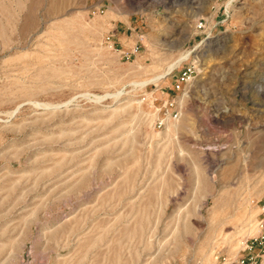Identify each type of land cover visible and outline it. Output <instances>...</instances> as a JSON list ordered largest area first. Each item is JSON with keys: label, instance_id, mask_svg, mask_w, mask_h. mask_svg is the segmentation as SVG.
I'll return each mask as SVG.
<instances>
[{"label": "rangeland", "instance_id": "1", "mask_svg": "<svg viewBox=\"0 0 264 264\" xmlns=\"http://www.w3.org/2000/svg\"><path fill=\"white\" fill-rule=\"evenodd\" d=\"M263 257L264 0H0V264Z\"/></svg>", "mask_w": 264, "mask_h": 264}, {"label": "bare ground", "instance_id": "2", "mask_svg": "<svg viewBox=\"0 0 264 264\" xmlns=\"http://www.w3.org/2000/svg\"><path fill=\"white\" fill-rule=\"evenodd\" d=\"M189 53H190V50L189 51H186L185 50V52H183V53H181L179 56H178V58L174 61V62H172V63H170L168 66H167V68H166V70H164L163 72H161V73H159V74H157V75H155V76H153L152 78H149V81H157V80H159V79H161V78H163V77H165L166 76V74L169 72V71H171L175 66H177L181 61H183V60H185L188 56H189ZM141 81H143V80H141ZM147 81H143V82H141L140 84H144V83H146ZM101 97V96H100ZM100 97L99 96H97L96 98L97 99H100ZM103 97V96H102ZM96 100V99H95ZM65 102V101H64ZM42 104V103H41ZM44 104V103H43ZM56 104V103H55ZM59 104V103H58ZM58 104H56V105H54L53 107H58L59 105ZM38 105V104H37ZM47 105V104H46ZM49 105V104H48ZM60 108V107H59ZM241 215V214H240ZM240 215H239V217H240ZM237 220L239 219V217H238V214H237ZM247 219H248V221H246L245 222V225L246 224H248L250 221H251V215H248V217H247ZM239 226V225H238ZM230 227V226H229ZM228 227V228H229ZM238 232H240L239 230H238Z\"/></svg>", "mask_w": 264, "mask_h": 264}, {"label": "built area", "instance_id": "3", "mask_svg": "<svg viewBox=\"0 0 264 264\" xmlns=\"http://www.w3.org/2000/svg\"><path fill=\"white\" fill-rule=\"evenodd\" d=\"M186 74H187L186 71L183 72V73H182V78H181V79H183V77H184ZM252 264H255V262H253Z\"/></svg>", "mask_w": 264, "mask_h": 264}, {"label": "crops", "instance_id": "4", "mask_svg": "<svg viewBox=\"0 0 264 264\" xmlns=\"http://www.w3.org/2000/svg\"><path fill=\"white\" fill-rule=\"evenodd\" d=\"M263 261H262V264H264V257H263V259H262Z\"/></svg>", "mask_w": 264, "mask_h": 264}]
</instances>
